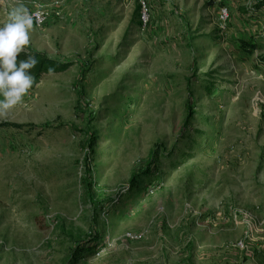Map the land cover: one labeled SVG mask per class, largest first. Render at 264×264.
<instances>
[{
    "label": "rangeland",
    "instance_id": "374dc122",
    "mask_svg": "<svg viewBox=\"0 0 264 264\" xmlns=\"http://www.w3.org/2000/svg\"><path fill=\"white\" fill-rule=\"evenodd\" d=\"M19 7L72 66L0 111V264H264V0Z\"/></svg>",
    "mask_w": 264,
    "mask_h": 264
},
{
    "label": "clouds",
    "instance_id": "9594fccd",
    "mask_svg": "<svg viewBox=\"0 0 264 264\" xmlns=\"http://www.w3.org/2000/svg\"><path fill=\"white\" fill-rule=\"evenodd\" d=\"M33 19L26 8L19 7L13 9L8 22L0 26V111L22 103L34 83L30 70L38 63L37 59L34 56L19 62L17 59L29 44Z\"/></svg>",
    "mask_w": 264,
    "mask_h": 264
},
{
    "label": "trees",
    "instance_id": "16d2710c",
    "mask_svg": "<svg viewBox=\"0 0 264 264\" xmlns=\"http://www.w3.org/2000/svg\"><path fill=\"white\" fill-rule=\"evenodd\" d=\"M240 47L249 53L253 52L256 48L254 43H250V44L242 43ZM29 56H34L38 61L36 66L30 70L32 75L34 76V83L30 89H34L40 83L41 79L45 75L61 74V73H64V71L68 70L72 66V63L70 61H63L62 62V61L53 59V58L49 57L47 54L35 50L29 44L27 46H25L23 51L18 55V58H17L18 62H19V60L27 59ZM261 58H262V62L264 63V56ZM50 68L53 71L49 72ZM9 125L11 127H14V128L25 127V126L20 125V124H9ZM93 243H94L93 247H97V246L101 245L100 244L101 242H99L98 238L94 239L92 244ZM85 250L83 252H85Z\"/></svg>",
    "mask_w": 264,
    "mask_h": 264
},
{
    "label": "bare ground",
    "instance_id": "6f19581e",
    "mask_svg": "<svg viewBox=\"0 0 264 264\" xmlns=\"http://www.w3.org/2000/svg\"><path fill=\"white\" fill-rule=\"evenodd\" d=\"M35 17H36L37 19H40V17H39V16H37V15H36Z\"/></svg>",
    "mask_w": 264,
    "mask_h": 264
},
{
    "label": "built area",
    "instance_id": "2783aa9c",
    "mask_svg": "<svg viewBox=\"0 0 264 264\" xmlns=\"http://www.w3.org/2000/svg\"><path fill=\"white\" fill-rule=\"evenodd\" d=\"M37 22V21H36Z\"/></svg>",
    "mask_w": 264,
    "mask_h": 264
}]
</instances>
